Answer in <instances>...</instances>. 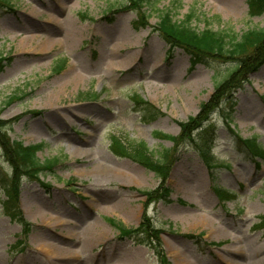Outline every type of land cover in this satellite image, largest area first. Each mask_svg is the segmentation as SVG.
<instances>
[{"label": "rangeland", "instance_id": "obj_1", "mask_svg": "<svg viewBox=\"0 0 264 264\" xmlns=\"http://www.w3.org/2000/svg\"><path fill=\"white\" fill-rule=\"evenodd\" d=\"M239 1L240 11L225 13L230 0H153L143 10L130 0H0V119L11 140L43 143L37 157L59 160L38 181L21 180L26 237L0 188V264H264V64L224 93L193 140L173 147L154 135L177 136L237 65L211 58L192 67L177 47L169 55L159 17L193 13L196 31L237 37L264 30V14ZM113 135L170 149L168 196L154 172L110 151ZM254 142L259 157L247 149ZM106 218L128 228L147 219L159 233L122 237Z\"/></svg>", "mask_w": 264, "mask_h": 264}, {"label": "trees", "instance_id": "obj_2", "mask_svg": "<svg viewBox=\"0 0 264 264\" xmlns=\"http://www.w3.org/2000/svg\"><path fill=\"white\" fill-rule=\"evenodd\" d=\"M151 1L153 0H130L136 10H143L145 5L151 4ZM247 3L252 16L264 14V0H247ZM8 8L11 7L8 6ZM192 18L193 13H190L185 16L184 20L175 21L169 12H165L159 17L155 31L163 38L170 50L176 47L183 50L189 56L192 66L211 58L235 60L237 65L223 81L214 86L213 94L208 101L200 105L199 112L195 116L189 117L184 122H179L180 130L177 136L173 137L154 131L155 136L170 140L173 147L178 146L179 142L193 140V131L208 121L210 113L225 97L224 93L232 88V90L241 88L242 84L247 81L248 75L258 71L264 64V30H249L240 37L208 28L196 31L189 26ZM2 61L3 59H0V64ZM5 127L6 123L0 119V146L10 166V176L0 177V188L4 195L1 207L11 219L20 223L22 236L26 237L31 230V224L23 219L20 210L21 180L25 176L38 181L40 173H53L59 160L57 158L40 160L37 157V152L43 149V143L25 146L22 142L11 140L7 136ZM207 132L204 129V139L208 137ZM192 146H194L196 153L203 162H206L208 166L214 165L210 153L205 152L204 148L197 144L192 143ZM247 147L251 148L254 156H261L262 150L256 143H251V146ZM109 148L114 155L128 158L154 172L162 181L161 188H163L164 179L167 177L170 165L168 156L170 149H163L158 153L151 152L143 142L124 143L114 135L110 138ZM43 186L47 187V185ZM214 192L218 199L223 201L222 189L215 187ZM169 193L170 189L163 188V197L168 196ZM142 194L147 197L152 195L147 191H143ZM263 221L264 216L261 217L260 223ZM106 222L122 237L143 234L142 232H153L155 235L159 233V230H155L147 219H143L140 225L134 228H128L122 222L113 218H106ZM155 237L157 240V236Z\"/></svg>", "mask_w": 264, "mask_h": 264}, {"label": "bare ground", "instance_id": "obj_3", "mask_svg": "<svg viewBox=\"0 0 264 264\" xmlns=\"http://www.w3.org/2000/svg\"><path fill=\"white\" fill-rule=\"evenodd\" d=\"M240 9H241V5H240V1L239 0H230L229 9H227V11H225V13L228 12V11L229 12L231 11V12L234 13V12L240 11ZM50 42H52L53 44H55V41H53V40L50 41ZM118 42H119L120 45L121 44H124L126 42V39L125 38H122L121 40L118 39ZM114 65L115 64L112 63L110 66H114ZM66 84H68V83H66ZM52 92L49 94L48 99L45 100V102L51 103V102H53L56 99L55 93L54 92L52 93ZM175 253H177V252H175Z\"/></svg>", "mask_w": 264, "mask_h": 264}]
</instances>
